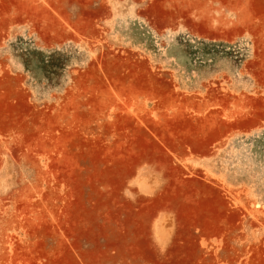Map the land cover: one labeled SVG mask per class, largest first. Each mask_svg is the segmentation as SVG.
<instances>
[{
  "label": "rangeland",
  "instance_id": "rangeland-1",
  "mask_svg": "<svg viewBox=\"0 0 264 264\" xmlns=\"http://www.w3.org/2000/svg\"><path fill=\"white\" fill-rule=\"evenodd\" d=\"M0 264H264V0H0Z\"/></svg>",
  "mask_w": 264,
  "mask_h": 264
}]
</instances>
